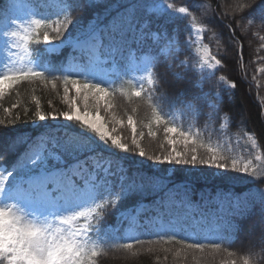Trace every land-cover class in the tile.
<instances>
[{
    "label": "snow or ice",
    "instance_id": "obj_1",
    "mask_svg": "<svg viewBox=\"0 0 264 264\" xmlns=\"http://www.w3.org/2000/svg\"><path fill=\"white\" fill-rule=\"evenodd\" d=\"M57 2L59 11L55 18L41 16L33 19L29 16L20 19L16 13L21 8V0H8L6 4L5 0H0V5H3V11H0V44L10 49L17 46V41L35 39L37 44L44 45L37 50L36 59L31 62L33 66L10 68L0 73V98L4 96L5 85L15 86L23 81L39 80L51 83L55 90L57 82L62 80L65 98L68 97L70 85L77 95L81 89L94 94L96 117L102 122L89 120L75 106L70 111L47 115L37 109L35 117L39 121L62 118L78 122V126L66 128L61 135H52L39 130L40 126L36 125L38 130L33 137H13L6 143L5 150L14 166L0 167V264H97L96 258L105 251L102 245L119 243L108 236L107 228L101 223L107 212L116 209L117 201L155 192L163 194L156 201L162 207L166 208L170 202H184L173 200L177 193L174 191L175 186H170L171 181L166 174L177 169H156L154 165L215 168L222 173L233 171L264 178V169L258 171L251 167V161H238L219 147L205 144L199 139V133L193 134L172 124L169 112L165 110L179 107L197 120L201 115L206 121L229 118L227 114L221 116L222 96L218 92L204 91L201 82L176 90L174 82L190 79L194 71L188 61L180 59L181 56L191 57V52L185 51L190 47L189 42L186 40L179 44L162 29L153 30L155 23L163 24L165 20L175 19L173 13L176 12L194 20L191 13L199 11L197 7H192L190 11L189 7L175 9L173 4H165L162 0H127L116 5H104L106 9L114 8V11L99 18L90 15L99 7L95 0ZM236 11L244 13L242 20L256 22L264 27V0H248L243 5L237 3ZM150 12L153 14L149 15ZM41 28L44 29L42 41L39 39ZM69 28L72 30L69 31ZM156 36L160 39L149 43L150 37ZM57 40L59 43H56ZM164 45H168L170 51L168 55L161 56L160 49ZM64 46L79 51L77 67L56 65L48 59L50 54ZM242 56L240 53V58ZM198 63L210 69L221 65L219 59L210 57L206 47ZM161 64L164 66L163 71L158 70ZM176 68L185 69L184 74L174 71ZM113 69H118L113 73L118 80L129 77L130 71L145 74L135 81L131 91L121 90V94L130 104H133V98L137 99L138 103L131 108L132 113H137L141 103L146 104L152 122L163 124L166 135L175 133L184 146L182 150H177V141L168 138L167 143L172 145L170 152L148 155L136 141V122L132 115H128L132 144L138 149L136 154L152 162L145 164L140 160H131L130 164L139 165L131 174L125 157L118 155L119 152H129V146L111 134L98 111L101 99L115 96L113 85L116 80L108 79ZM260 71L264 72V69ZM203 75L204 79L209 78L207 74ZM224 79L220 77L221 81ZM127 83L131 86L132 79H128ZM230 87L235 89L236 84L232 83ZM105 103L109 110L115 107L111 102ZM5 111L10 112L11 109ZM116 119L112 115V120ZM32 122L36 124V120ZM0 124H4V121L0 120ZM148 127L151 129V124ZM248 138L255 147L254 138ZM37 142L33 150L30 145ZM198 149H204V154L200 155ZM257 159L260 157L257 156ZM189 192L190 189L185 185V197ZM257 205L262 245L259 251L255 245L250 246L244 255L237 258V252L229 250V247L234 243L233 236L239 232V225L230 217L244 218ZM220 211L223 213L218 217L220 223L215 224L212 230L215 234H206L204 240L191 236L178 239L177 223L164 222L163 212L157 217L146 219L144 224L156 230L159 237L156 242L162 239L171 244L175 241L188 250L201 253L211 247L214 252L223 251L227 254L229 259L223 264H264V189L252 193L251 198L242 203L237 200L231 211L225 209L221 202ZM120 215L122 213L117 209V216ZM132 223L140 226L136 217H132ZM225 232L228 235H224ZM188 239L193 242H186ZM221 242H227L226 246L222 248ZM143 243L135 239V244ZM120 247L131 251L134 244L124 242ZM148 251L153 249L149 248ZM136 254L133 252V255Z\"/></svg>",
    "mask_w": 264,
    "mask_h": 264
},
{
    "label": "trees",
    "instance_id": "obj_2",
    "mask_svg": "<svg viewBox=\"0 0 264 264\" xmlns=\"http://www.w3.org/2000/svg\"><path fill=\"white\" fill-rule=\"evenodd\" d=\"M28 1V0H26ZM40 0H29L31 5L41 14L46 10H51V7L42 6ZM173 4L175 8L197 7L199 11L192 12L195 19L188 16H175L173 20H165L163 24L155 23L153 30L162 29L171 39H177L179 44H183L186 40L192 38L191 24H196L205 28L204 42L209 46L212 55L221 61V65L216 70L215 75L208 76L204 79L199 71L195 68L192 61L196 59V55L181 56L180 59L190 60V65L193 68V73L190 74V79L175 81V88L178 91L181 88L192 87L197 81L202 83L204 91L218 92L222 96V111L221 116L227 114L228 128L230 134H238L246 136L252 134L259 145L261 151V159L256 162L257 170L264 169V27L259 23H248L241 19L244 13L236 11L237 3L243 5L248 0H162ZM8 0H5V4ZM127 0H95L99 7L90 13L93 17L104 18L109 12L114 11V8L106 9L104 5H116ZM0 11H3V5H0ZM246 11H252L247 9ZM153 13H149L152 15ZM162 15V14H158ZM72 29L69 28V31ZM44 29H40L39 39L42 41ZM50 35H52L50 33ZM65 35H67L65 33ZM150 37L149 43H152ZM56 43H59L57 40ZM178 44V45H179ZM27 48L32 51V55L26 58V61L36 59L37 50L43 47V43L37 44L35 39L27 40ZM190 45V42H189ZM194 46H191L185 51L192 52ZM240 53L243 54L240 58ZM161 56H166L160 53ZM79 53L73 51L72 48H64L60 53H52L48 59L53 64L63 66H73L72 64L79 61ZM178 63V61H177ZM22 66V65H21ZM159 71L164 70L161 64L158 67ZM118 69H115V72ZM174 71L184 74L185 69L176 68ZM225 77L226 82L235 83V89H227L220 77ZM171 78V76H170ZM128 79H132L131 73L124 80H118L114 75L113 80L116 83L113 85L115 90L114 97H105L101 99L99 113L104 116L105 121L112 132L113 136L121 138V142L129 146V152H119V156L125 157V163H129V174L136 171L139 165L130 164L131 160H140L145 164H151L144 158L139 157L136 153L135 145L132 144V132L127 123L128 115H132L136 122V141L143 147L148 155L161 153L167 154L171 151L172 145L167 143L169 134L166 135L163 124L157 125L152 122L150 112L146 104H140L137 113H132L131 108L135 103H138L136 98H133V104L121 94L122 91H131L134 86L127 83ZM5 93L0 98V120L4 124H0V167H11L12 158L5 150V145L11 141L13 137L18 139H28L33 137L37 132V126H40L41 131L52 135H61L66 128L78 126V122L65 121L62 118L59 120L47 119L39 121L35 117L37 109L44 112L46 115L56 112L62 113L72 110L73 106H78L82 111L97 113L96 99L93 93L86 89H81L77 95L74 88L70 87L68 97H64L63 82H57V88L52 89L51 83L42 81H23L18 85H5ZM87 97V99H85ZM39 101V103H37ZM105 101L115 105L111 110L106 106ZM17 105V107H13ZM11 109L10 112L5 111ZM181 109L165 110L169 112V119ZM27 110V116H25ZM112 115L116 116V120H112ZM19 119H16V117ZM36 120V124H33ZM119 121H123L120 123ZM223 119L218 121L221 123ZM151 124V129L148 125ZM155 133V135H151ZM205 144L209 143V138L201 139ZM38 144V142H37ZM37 144L30 145L34 147ZM183 145H176L177 150H182ZM192 147V145H189ZM200 155L204 154V149H198ZM229 156V155H228ZM156 169H172L177 171L166 173L169 176L171 185L175 186L174 191L182 196L184 195V186L187 185L190 192L186 196L187 202H191L199 208L205 210L212 217V210L218 209L216 201L223 195H229L224 205L225 209L233 210L237 200L241 203L249 200L251 194L259 189H264V178H256L242 173L228 171L226 173H216L215 170L206 167L191 168L189 166H170V165H154ZM118 191V189H117ZM162 193L148 192L143 196H129L120 201H117L116 209L107 212L101 221L102 225L107 228V233L110 238L118 240V244L102 245L105 251L96 258L97 264H223L227 259V254L223 251L214 252L211 247L205 249L203 253L192 251L184 248L180 244L173 241L171 244L165 243L164 240H159L158 233L153 227L144 224L146 219L157 217L161 212L164 213V222L175 221L178 225L176 236L178 239L189 237V232H196L195 239L204 240L206 233L200 232L202 224L199 227L193 226L191 218L182 219L178 212L183 214L184 207L175 208L168 205L166 208L157 204ZM234 200V201H233ZM212 203L211 205H209ZM144 205L142 211V223L137 228L135 239L144 241L143 244H135V239L129 241L127 238L130 223L124 219L122 215L117 216V209L122 212L138 209ZM214 207V208H213ZM167 210L170 211L167 212ZM223 214V213H222ZM236 224L239 225V232L233 236L234 243L229 247V250L237 252V258L246 253L247 249L255 245L259 251L262 245L261 229L259 225V206L251 211V214L244 218L230 217ZM220 222V221H219ZM215 234V233H214ZM224 235H228L227 232ZM152 241V243H149ZM124 242H132L134 247L131 251L120 247ZM186 242H193L192 239ZM212 243L213 241H206ZM227 242H221V247H225ZM153 251L149 252L148 249ZM170 249V251H164ZM133 252L137 253L133 255Z\"/></svg>",
    "mask_w": 264,
    "mask_h": 264
},
{
    "label": "rangeland",
    "instance_id": "obj_3",
    "mask_svg": "<svg viewBox=\"0 0 264 264\" xmlns=\"http://www.w3.org/2000/svg\"><path fill=\"white\" fill-rule=\"evenodd\" d=\"M165 4H168L166 1H162ZM32 3L26 0H21V8L16 13V15L20 19H24L26 17L31 16L33 19H38L41 16L45 17H52L55 18L57 12L59 11L58 2L57 0H40L39 4L42 6L51 7V10H46V12L39 13L36 8H34ZM175 8V7H174ZM179 9V8H175ZM34 14V15H33ZM175 16H181L185 17V14L181 13H173ZM62 19V17H61ZM202 29V31H201ZM204 31L205 28L196 24H191V35L192 38L189 40L190 47L194 46V50H192L191 55H196V59L192 61L195 65V68L199 71V73L204 77L203 74H207V76L213 75V72H216V70L219 68L220 65H217L215 69H210L207 65H204L201 67V65L198 63L204 55V48L206 47L209 50L210 57L213 56L209 46L204 42ZM78 34V33H77ZM160 38L159 36L152 37V41H158ZM173 41H177V39H173ZM27 40L17 41V46L13 48H8L0 44V73L8 71L11 69H24L27 67H31L32 61H26V58H28L29 55H32V51L27 48L25 49ZM44 46V45H43ZM64 48H71L69 46H64L62 48H59L56 50L55 53H60ZM73 51H77L72 48ZM177 50H179V45H177ZM170 51V48L168 45H164L160 49V53L164 55H168V52ZM80 55V53H79ZM80 59V56L79 58ZM217 59V58H216ZM190 63V60L187 59ZM212 64H214V61H211ZM22 65V66H21ZM72 67H77L79 65V61H75ZM115 69H113L112 72L109 73L108 79L113 80V76ZM132 80L135 81L139 80L141 76L145 75L142 72L137 71H130ZM224 83L225 87L227 89H232L230 85L232 83L221 81ZM145 86H147L145 81ZM76 110L84 115H87V118L89 120H95L96 123H101L102 121L96 117V113L88 112V111H82L78 106H75ZM100 117H103L99 113ZM172 119V124L176 125L178 128L184 130V131H190L193 134L199 133V139H203L204 137H208L210 145L214 147H219L226 155H229L232 158L237 159L238 161H241L243 163H247L248 161H251V167L256 168V162L260 161L261 159V151L259 148V145L257 143L256 138L252 134H247L246 136L242 137L238 134H230L227 132L229 121L228 119L218 124V121H206L204 119V116L201 115V117L197 119H192L189 115H187L186 111L183 109H179L178 112L170 117ZM104 123H106L105 118L103 120ZM107 125V123H106ZM107 129L109 130V127L107 125ZM110 131V130H109ZM111 132V131H110ZM112 134V132H111ZM251 136L254 138L256 146H253L252 140H250L248 137ZM169 138L174 139L177 141L176 145H183L180 143V139L175 133L169 134ZM38 145V144H37ZM35 145L33 147V150L37 147ZM175 145V147H176ZM257 156L260 157V159H257ZM215 170V172L218 174L221 172V170H217L215 168H209ZM229 197V195H223L216 201V206H218V209L212 210V217L208 212L205 210L199 208L195 204L191 202H187V198L185 195H175L173 197L174 201H181L183 200V203H175L170 202L168 205L174 206L175 208L184 207L185 211H183V214H180L178 212H175V214L179 215L182 219L191 218L193 220V226L199 227L200 224H202V227L200 229V232L214 235V232H212L215 224L220 223L218 217L222 215L220 208H221V202L224 205L226 204V200ZM234 201V200H233ZM210 203L209 205H211ZM214 208V207H213ZM142 211H144V205L140 206L138 209L135 210H129L122 212V216L124 219H127L130 223V227L128 229L127 238L129 241H133L136 237V231L138 226L132 223V217H136L138 220L139 225L142 223ZM167 212L170 213L169 210ZM196 232L192 231L189 232V236L195 238Z\"/></svg>",
    "mask_w": 264,
    "mask_h": 264
}]
</instances>
